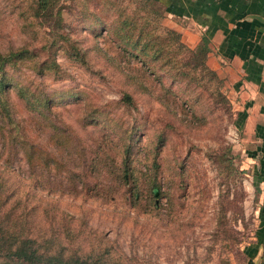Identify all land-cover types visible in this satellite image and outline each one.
Returning <instances> with one entry per match:
<instances>
[{
	"label": "rangeland",
	"instance_id": "374dc122",
	"mask_svg": "<svg viewBox=\"0 0 264 264\" xmlns=\"http://www.w3.org/2000/svg\"><path fill=\"white\" fill-rule=\"evenodd\" d=\"M8 2L0 0V51L27 38ZM113 2L129 13L141 8L136 0H61L85 62L57 48L59 75L16 72L35 91L49 93L44 117L29 118L20 106L18 113L29 118L28 138L44 149L50 166L37 160L28 181L25 163L14 159L3 168L0 153V176L72 215L82 232L90 227L102 234L111 256L127 264H244L253 197L244 188L247 169L222 78L208 71L206 60L204 69L192 67L170 38L164 49L177 67L174 81L165 68L148 73L111 38ZM160 21L174 29L164 16ZM125 142L129 178L116 184L113 161ZM109 158L111 165L98 164ZM56 159L65 172L57 171ZM100 176L111 185L100 186ZM130 182L134 198L125 190Z\"/></svg>",
	"mask_w": 264,
	"mask_h": 264
},
{
	"label": "trees",
	"instance_id": "16d2710c",
	"mask_svg": "<svg viewBox=\"0 0 264 264\" xmlns=\"http://www.w3.org/2000/svg\"><path fill=\"white\" fill-rule=\"evenodd\" d=\"M136 1L141 8L132 13L125 12L113 2L117 14L111 19V38L125 54L140 60L148 73L165 68L164 72L173 80L178 73L177 67L170 63L164 49L170 38L177 50L186 53L192 67L205 68L206 37H202L194 47L187 46L180 40L179 32L161 24L164 11L157 6L158 0ZM8 4L15 11L27 38L16 47L0 51L1 166L9 167L14 159L22 160L28 170L26 177L31 181L37 160L44 168L50 166L51 161L44 149L34 146L29 140L28 122L34 112L44 117L42 109L48 106L50 98L46 90L35 91L28 82L30 80H20L16 72L25 67L36 74L59 75L61 70L54 57L57 48L73 60L84 63L85 59L77 41L67 30L62 15L66 5L61 0H9ZM37 34L42 36L40 42L35 43ZM160 58L163 61L159 62V67L155 66L154 61ZM208 71L214 72L211 68ZM19 106L29 118L22 119L18 113ZM128 148L129 143H123L118 158L113 161L116 184L128 181ZM65 151L67 156L69 151ZM55 163L57 171L65 172L61 161ZM107 163L111 165L110 158L98 162L101 166ZM107 180L100 176L97 182L100 186L111 185V178ZM135 187L130 182L125 189L133 198L136 196ZM150 193H156L153 185ZM44 202L41 197H33L32 193L10 184L7 177L0 176V264H127L118 255L111 256L107 244H103L102 234L95 233L90 227L86 233L82 232L80 225L72 222V215Z\"/></svg>",
	"mask_w": 264,
	"mask_h": 264
},
{
	"label": "crops",
	"instance_id": "0c3cea01",
	"mask_svg": "<svg viewBox=\"0 0 264 264\" xmlns=\"http://www.w3.org/2000/svg\"><path fill=\"white\" fill-rule=\"evenodd\" d=\"M164 18L189 45L207 39L206 62L222 78L253 197L244 264H264V0H158Z\"/></svg>",
	"mask_w": 264,
	"mask_h": 264
}]
</instances>
